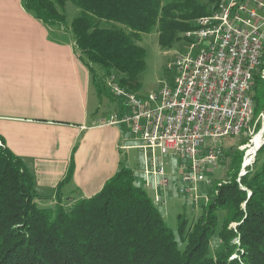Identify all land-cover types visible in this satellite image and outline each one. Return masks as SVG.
I'll list each match as a JSON object with an SVG mask.
<instances>
[{
  "label": "trees",
  "instance_id": "trees-1",
  "mask_svg": "<svg viewBox=\"0 0 264 264\" xmlns=\"http://www.w3.org/2000/svg\"><path fill=\"white\" fill-rule=\"evenodd\" d=\"M220 1L23 3L49 28L70 30L101 96L108 90L105 78L113 73L119 75L123 88L138 94L146 65L145 50L138 43L142 37L156 32L160 47L169 50ZM69 3L78 9L71 22L66 17ZM96 68L105 71V76L100 77ZM254 81L255 116H259L264 114V81L259 73ZM242 156L240 151L234 155L229 181L209 188L211 199L202 203L199 219L189 226L185 216L179 218L180 236L176 237L130 168L122 166L95 196L71 202L61 190L68 174L57 187L56 203L41 207L34 176L20 158L1 146L0 264H264V145L255 164L238 181L236 161ZM219 211L224 215L219 232L221 249L213 256L210 244ZM232 224L237 226L230 228ZM233 255L237 257L231 260Z\"/></svg>",
  "mask_w": 264,
  "mask_h": 264
},
{
  "label": "crops",
  "instance_id": "crops-1",
  "mask_svg": "<svg viewBox=\"0 0 264 264\" xmlns=\"http://www.w3.org/2000/svg\"><path fill=\"white\" fill-rule=\"evenodd\" d=\"M103 95L69 29L49 28L23 0H0V143L34 176L38 203L53 206L68 174L64 198H90L122 166L130 168L124 152L138 146L133 134L128 126L106 124L125 109L117 98L109 109ZM141 176L137 183L145 188ZM148 189L154 201L156 192Z\"/></svg>",
  "mask_w": 264,
  "mask_h": 264
},
{
  "label": "built area",
  "instance_id": "built-area-1",
  "mask_svg": "<svg viewBox=\"0 0 264 264\" xmlns=\"http://www.w3.org/2000/svg\"><path fill=\"white\" fill-rule=\"evenodd\" d=\"M180 43L168 64L169 78L156 92L139 95L111 77L108 87L125 112L106 124L128 126L141 141L136 148L145 158V188L155 190L154 203L163 201L159 189L169 184L163 157L172 155L183 161L180 193L197 206L198 185L212 184L208 173L223 157L217 142L248 128L264 51V0H221Z\"/></svg>",
  "mask_w": 264,
  "mask_h": 264
},
{
  "label": "rangeland",
  "instance_id": "rangeland-1",
  "mask_svg": "<svg viewBox=\"0 0 264 264\" xmlns=\"http://www.w3.org/2000/svg\"><path fill=\"white\" fill-rule=\"evenodd\" d=\"M202 3H205V0H201ZM78 9L75 8L71 3H69L66 7V17L68 21H72L77 16ZM183 35L181 36L182 39ZM181 42V41H180ZM179 42V43H180ZM139 45L144 48L146 53V65L145 70L141 75V89L138 92L139 95H148L151 92H156L159 89L160 83L169 78L168 72V64L173 60L176 49L179 48L180 44H176L173 48L169 50H163L158 41V34L156 32L148 35H144L141 41L138 42ZM262 63L264 65V55L262 59ZM264 68L261 67L259 74H261ZM95 71L100 77L105 76V71L101 68H96ZM115 82H118L119 75L113 73ZM112 80L111 77L105 78L104 84L108 86V82ZM264 81V79L262 78ZM119 83V82H118ZM110 91L106 90L103 96L105 102H107L110 106L109 109H113V106L117 103V100L112 95H109ZM110 96L114 101H109ZM109 97V98H108ZM115 103V104H114ZM112 111V110H111ZM263 131V132H262ZM263 135V136H262ZM132 145L141 144V141H136L135 136L132 135ZM263 140L262 143L257 146V141L259 137ZM254 140H256L254 144ZM246 141V144L242 142ZM253 141V142H252ZM208 143H210L208 141ZM264 114L254 117L253 124L250 130H247L245 133L236 136L224 138L220 142H217L216 145L223 148V157L220 161L217 168L213 171L209 172L208 175L212 179V184H208V189L201 187L198 185V189L196 191V195L199 197V204L197 206L192 203L191 197L186 195H181L180 189L182 187V171H181V158L177 156L167 155L163 157L164 167L166 171L167 178L169 179V185L166 188L159 189V195L162 197V203H154L157 208L162 213V216L167 224V226L173 231L176 237H179V218L185 216L189 220V226L194 223L197 219H199L203 215V208L201 200L204 197V200L210 201V190L215 184L218 186L221 183H225L230 180V175L233 172V157L234 155L240 151L243 152V156L241 159H238L236 170L240 167L239 178L244 176L247 172L246 169L248 167H252L255 164L257 152L254 153V148L262 147L264 144ZM263 144V145H262ZM1 147V146H0ZM260 147V148H261ZM254 153V154H253ZM124 162L127 161L128 166L133 169L136 173L137 177L142 179L143 176L141 173L145 170V158L140 149L132 148L127 152H124ZM248 157V158H247ZM252 157V162L250 165H246V160ZM203 185V184H201ZM149 190V189H147ZM153 194V192H152ZM81 198L79 194H76L75 198ZM83 197V196H82ZM69 202L75 200L69 198ZM209 202H205L207 204ZM41 207H48L49 202L41 201L39 203ZM52 207V206H51ZM223 213L222 211L218 212V226L216 228L215 233L211 237L210 244V254L215 255L218 250L221 249V241L219 237V232L223 223ZM188 226V228H189ZM237 224H232L230 228H235ZM237 255H233L231 260L235 259Z\"/></svg>",
  "mask_w": 264,
  "mask_h": 264
},
{
  "label": "bare ground",
  "instance_id": "bare-ground-1",
  "mask_svg": "<svg viewBox=\"0 0 264 264\" xmlns=\"http://www.w3.org/2000/svg\"><path fill=\"white\" fill-rule=\"evenodd\" d=\"M263 55H264V51H261V58H259V67H258V73L260 72V67L263 65L262 63V59H263ZM262 78L264 79V70L262 71ZM255 82V81H254ZM254 117H255V101H254V98H253V103H252V106L251 108L249 109L248 111V128L244 130V133L247 131V130H250L252 124H253V121H254ZM263 132V131H262ZM243 134V133H242ZM263 136V135H262ZM256 140H254V144L256 143L255 142ZM262 139H261V136L259 137V140L257 141V146H259L261 143H262ZM253 142V141H252ZM257 148H254V153L256 151ZM253 153V154H254ZM248 158V157H247ZM252 157L247 159L246 160V165H250L251 162H252Z\"/></svg>",
  "mask_w": 264,
  "mask_h": 264
},
{
  "label": "water",
  "instance_id": "water-1",
  "mask_svg": "<svg viewBox=\"0 0 264 264\" xmlns=\"http://www.w3.org/2000/svg\"><path fill=\"white\" fill-rule=\"evenodd\" d=\"M263 144H264V143H263ZM263 144H262V145H263ZM260 147H261V146H260ZM260 147H258V148L256 149V151H255V152H257V151L260 149ZM244 207H245V205H244Z\"/></svg>",
  "mask_w": 264,
  "mask_h": 264
}]
</instances>
